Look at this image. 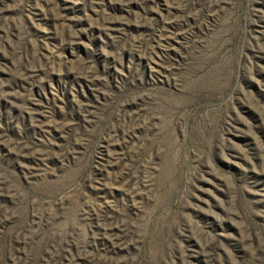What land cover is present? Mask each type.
I'll list each match as a JSON object with an SVG mask.
<instances>
[{"label":"rangeland","instance_id":"1","mask_svg":"<svg viewBox=\"0 0 264 264\" xmlns=\"http://www.w3.org/2000/svg\"><path fill=\"white\" fill-rule=\"evenodd\" d=\"M0 264H264V0H0Z\"/></svg>","mask_w":264,"mask_h":264}]
</instances>
